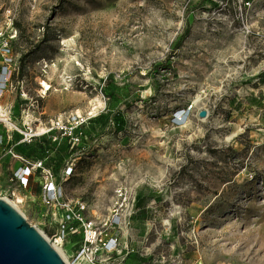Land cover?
I'll return each instance as SVG.
<instances>
[{
  "label": "rangeland",
  "instance_id": "obj_1",
  "mask_svg": "<svg viewBox=\"0 0 264 264\" xmlns=\"http://www.w3.org/2000/svg\"><path fill=\"white\" fill-rule=\"evenodd\" d=\"M11 20V101L46 83L47 116L86 121L50 160L74 157L62 191L99 225L136 196L131 263L264 264V0H0ZM29 193L19 210L55 243Z\"/></svg>",
  "mask_w": 264,
  "mask_h": 264
},
{
  "label": "built area",
  "instance_id": "obj_2",
  "mask_svg": "<svg viewBox=\"0 0 264 264\" xmlns=\"http://www.w3.org/2000/svg\"><path fill=\"white\" fill-rule=\"evenodd\" d=\"M13 25L11 20L8 27L0 28V180L4 162L10 158L19 166L14 165L9 180L20 189L0 186V200L7 201L17 209L26 201L21 196V190H29L33 179H37L35 184L40 187L39 206L46 213L43 218L56 234L55 243L44 236L58 249L55 248L67 264H137L130 262L136 254L134 247L129 244V240L124 242L125 234L137 213L136 196L128 198L127 191L119 189V202L113 208L110 218L99 225L96 216L89 215L86 202L68 198L62 191L64 182L74 171L70 166L74 157L56 171L49 163L48 150L42 152L36 161L29 160L17 151L21 146L37 142L44 146L52 142L56 147L63 138L68 139L72 146L79 145L86 121L76 116L68 119L62 115L47 116L43 102L50 88L44 85L38 92L23 86L18 114L16 104L11 101L20 83L19 61L13 49L17 32ZM57 244L68 248L69 257L61 252L62 248Z\"/></svg>",
  "mask_w": 264,
  "mask_h": 264
},
{
  "label": "water",
  "instance_id": "obj_3",
  "mask_svg": "<svg viewBox=\"0 0 264 264\" xmlns=\"http://www.w3.org/2000/svg\"><path fill=\"white\" fill-rule=\"evenodd\" d=\"M203 112L201 117H205ZM0 264H67L44 234L0 200Z\"/></svg>",
  "mask_w": 264,
  "mask_h": 264
},
{
  "label": "crops",
  "instance_id": "obj_4",
  "mask_svg": "<svg viewBox=\"0 0 264 264\" xmlns=\"http://www.w3.org/2000/svg\"><path fill=\"white\" fill-rule=\"evenodd\" d=\"M35 146H38L39 147V153H37V154H35L34 155V159H31V158H29V157H27L29 160H31V161H36V159L42 154V152H45V150H46V148H44L45 146H44V144L43 143H40V142H37V143H35L34 144V147ZM33 158V157H32ZM49 163L53 166V168L55 169V165H53L52 164V162H51V160L49 159ZM65 164V163H64ZM64 164H62V165H64ZM11 165V166H10ZM14 165H16L15 167H17V166H19V164L17 163H15L14 161L12 162V160L10 159V158H8V159H6L5 160V162H4V165H3V168H2V176H4L5 177V175L6 174H8V176H11L12 175V169L14 168ZM61 165V166H62ZM60 166V167H61ZM59 167V168H60ZM58 168V169H59ZM57 169V170H58ZM36 180L37 179H33V185H32V187L29 189V191H30V193H29V196H33V194H35V193H32L33 191H34V189L36 188V187H39V185H37V184H35V182H36ZM29 198V197H28Z\"/></svg>",
  "mask_w": 264,
  "mask_h": 264
},
{
  "label": "trees",
  "instance_id": "obj_5",
  "mask_svg": "<svg viewBox=\"0 0 264 264\" xmlns=\"http://www.w3.org/2000/svg\"><path fill=\"white\" fill-rule=\"evenodd\" d=\"M24 59H25V57L23 56V57L21 58V62H22V63L24 62ZM185 113H187V116H189V114H190V112H185ZM185 115H186V114H185ZM61 141H62V140H61ZM50 144H52V146L54 145L52 142H47L44 148H46V150H48V149H47V146L50 145ZM70 145H71V150H77V146H78V145H76V146H72V143H71V142H70ZM61 146H62V142H60L59 145H57L56 147L54 146V149H55V150H56V149H60ZM25 148H29V150H32V148H34V145H30V146H21V147L18 148L17 151L19 152L20 150H23V149H25ZM48 151L50 152V150H48ZM19 153H20V152H19ZM20 154H22V153H20Z\"/></svg>",
  "mask_w": 264,
  "mask_h": 264
},
{
  "label": "bare ground",
  "instance_id": "obj_6",
  "mask_svg": "<svg viewBox=\"0 0 264 264\" xmlns=\"http://www.w3.org/2000/svg\"><path fill=\"white\" fill-rule=\"evenodd\" d=\"M43 85H44V87H46V88H50V87H48V85H47L46 83H44ZM93 110L95 111L96 108H94ZM20 199H21V198H20ZM19 208H20V207L18 206L17 209L19 210ZM55 248H56V247H55ZM56 249H57V248H56ZM57 250H58V249H57Z\"/></svg>",
  "mask_w": 264,
  "mask_h": 264
}]
</instances>
